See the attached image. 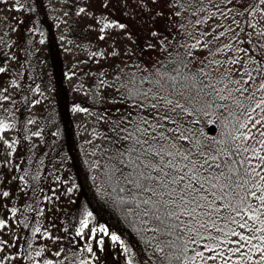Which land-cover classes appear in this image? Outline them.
<instances>
[{"label":"trees","instance_id":"obj_1","mask_svg":"<svg viewBox=\"0 0 264 264\" xmlns=\"http://www.w3.org/2000/svg\"><path fill=\"white\" fill-rule=\"evenodd\" d=\"M66 1L63 25L76 48L74 59L61 44L57 26L43 0H0V68L3 69L0 80L4 78L7 83L8 102L5 111L8 115L0 116V123L12 128L15 151L12 183L0 175V200L9 201L0 210L3 213L0 221L4 222L0 227V264H45V261L82 264L78 239L81 241L87 231L93 239L91 245L95 240L99 242V249L93 251L102 255L101 264H211L209 255L220 257L224 253L235 261L242 260V264H264V239H261L264 204L258 199L248 196L245 201L257 209L255 213L249 212L256 216L255 220L243 218L247 228L227 225L238 233L255 237L251 243L242 241L239 251H234L238 244L220 243L239 237H225L215 229L207 232L198 229L204 239L197 238L195 232L169 234L163 228L157 232L154 229L158 221L143 215V205L137 207L144 197L114 172L119 166L113 158L119 145L114 146L111 139L116 135L112 130L115 118L131 110L128 104L120 102L123 91H117L120 85L132 74H136L139 82V77L149 76V69L156 71L163 66L171 70L178 58L187 59L188 49L181 45L195 44L196 39L201 44L191 50L193 56L212 59L209 49L215 51L230 45L214 59L225 61L231 56L244 61V69L257 77L258 84L256 69L264 67V47L257 41L254 29L264 5L259 0H232L231 3L229 0H137L135 4L131 1L132 16L120 8L112 16L117 20L126 16L128 20L124 24L128 25L129 17L136 19L133 26H140L139 31L129 25L124 41L114 49L116 54L103 56L97 45V32H101L105 20L108 22L104 9L112 12L111 6H104L106 0H98L104 12H92L90 17L88 0ZM138 9L143 10L141 15ZM197 20L201 23L197 24ZM221 32L224 35H219ZM206 42L208 48L203 47ZM198 66L199 61L190 65L193 69ZM75 69L81 73L80 88L79 83H68ZM261 98L264 90L256 92L255 101H245V105L254 108ZM116 109L121 112L117 113ZM75 111L88 114L93 120L91 132L99 144L91 156L85 148V130L73 119ZM260 114V109L253 112L254 120ZM217 115L210 111L208 115H185L183 119L194 139L212 144L213 140L222 139ZM233 143L249 149L235 157H224L229 164L234 158L237 163L231 167L248 181L241 195L250 191L260 195L264 182L252 172L258 165L257 155L246 142ZM64 167L68 170L63 180L65 189L59 192L55 186L54 191ZM20 182L23 198L16 203L10 197L17 193ZM121 187L125 189L123 192ZM4 192L8 195H2ZM221 214H230L241 221L235 212L222 209ZM181 219L189 220L183 216ZM9 224L15 229L9 231ZM217 224L225 227L223 221L218 220ZM209 232L219 240H209ZM181 235L183 239L178 238ZM109 236L118 238L119 252ZM190 236L197 242L192 243ZM206 244L213 247L219 244V247L210 253L205 251ZM197 251L203 257H195Z\"/></svg>","mask_w":264,"mask_h":264},{"label":"snow or ice","instance_id":"obj_2","mask_svg":"<svg viewBox=\"0 0 264 264\" xmlns=\"http://www.w3.org/2000/svg\"><path fill=\"white\" fill-rule=\"evenodd\" d=\"M259 3L264 5V0H259ZM196 23L201 21L197 20ZM200 44L201 41L196 39L195 44L181 45L188 49L187 59L178 58L171 70L163 66L156 71L149 69V76L139 77V82L136 74H132L117 89L123 90L120 102L128 104L131 110L127 115H119L113 121L112 130L116 135L111 139L114 146L119 145L113 157L119 166L114 172H118L126 185H131L144 197L137 207L143 205V215L158 221L155 231L160 232L163 228L169 234L195 232L197 238L204 239L198 229L206 232L215 229L225 237H239L238 240L220 241L224 244H238L239 247L234 251H239L243 247L242 241L251 243L255 237L245 236L234 228H227V225L231 223L241 229L247 228L243 218L255 220L256 216L249 215V212L255 213L257 209L245 204V201L250 196L264 204V188L260 189V195L256 191H250L242 196L241 191L245 190L244 185L248 181L237 174V169L231 167L237 161L233 158L229 164L224 157H235L249 150L233 143L250 138L241 129H248L249 132L256 129L264 137V131L260 130L264 128V115L255 120L252 116L257 109L264 112V98L255 102L254 108L245 105V101H255L256 92L264 90V67L256 69L259 77L257 84V77L244 69V61L231 56L225 61L214 59L218 53L230 48V45H224L215 51L209 49L208 54L212 59H200L193 56L191 51ZM203 47L208 48V42ZM197 61L198 67H190ZM237 64L240 67H232ZM0 71L3 69L0 68ZM144 85L148 87L145 88ZM210 111L218 114L222 139L213 140L212 144H204L189 134L183 117L208 115ZM116 112L120 113L121 110L116 109ZM4 127L6 125L0 123V129ZM259 143L264 145V140ZM257 159L260 164L252 172L264 181V175L260 174V171H264V156H257ZM242 165L243 162L241 167ZM248 174L245 170V175ZM124 190L121 187L120 191ZM3 195L7 196L8 193L4 192ZM222 209L227 213L235 212L237 216H241V221H237L230 214L222 215ZM182 216L189 220H182ZM218 220L223 221L225 227H220ZM3 226L4 222L0 221V227ZM112 238L116 239L115 236ZM178 238L183 239V236ZM189 238L192 243L197 242L195 238ZM208 239L217 241L219 237L212 236L209 232ZM216 247L219 244L215 247L204 245L205 251L210 253ZM186 250L185 247L184 251ZM36 255L40 253L37 252ZM195 257H203V253L197 251ZM176 258L179 260L180 256ZM207 259L215 260L217 256L209 255ZM45 264H51V261H45Z\"/></svg>","mask_w":264,"mask_h":264},{"label":"rangeland","instance_id":"obj_3","mask_svg":"<svg viewBox=\"0 0 264 264\" xmlns=\"http://www.w3.org/2000/svg\"><path fill=\"white\" fill-rule=\"evenodd\" d=\"M131 1L134 4L137 2V0H116V1L106 0L104 6L105 5L111 6L112 12H109L108 10L104 9L109 20L108 22L107 20H105V25L102 27L101 32L100 30L97 32L99 36L97 45L100 48L101 52L103 53V56L104 55L106 56L108 54H112V55L116 54L114 49L117 50V48H119L121 44V41H124L123 38H125L126 29L129 27V25L132 28H134L136 32L139 31L140 26H133L137 22L136 19L129 17V25H128V24H124V22L128 20L126 16L120 17V19H118L120 21H118L117 19H114V17L112 16V13H117L119 11V8L122 9V11H127L129 15L132 16ZM88 2H89L88 11L90 12V17H91L92 12L96 14H98V11L104 12L102 10L104 6L101 4V1L88 0ZM43 3L46 9L48 10L49 14L51 15V17L54 19V22L57 26L58 38L61 44L65 48L69 49V52L72 53L71 56H73V59H74L77 56V53H75L76 48L69 41L68 39L69 37L67 33L64 31V25H63L66 19V9L65 8H66L67 1L66 0H43ZM137 11H138V15H141L143 12V10L141 9H138ZM105 18L107 19L106 15H105ZM121 25H123V27H121ZM254 30H255L257 41L260 43V45L264 47V8L262 9L260 17L258 19V23L255 26ZM100 34H101V37H100ZM75 64L78 67H80L79 64L77 63ZM80 76H81V73L75 69V75L68 79V83L74 82L75 85L79 83L78 84V87H79L80 86ZM5 85H7V83L4 81V78H2L0 80V97L3 96V99H1L0 101V116L3 118H6V116L8 115V113L5 112L8 106V102L6 101ZM261 115H264V112H261V114L258 116L257 119H259ZM34 118H35V115H34ZM73 119L76 120V122L80 126H82L85 130V135H84V141H85V146H86L85 148L88 154L91 156V154H94V152L97 150V147L99 144L98 140L91 132L90 125L92 124L93 120L90 116H88V114L81 113L79 111L73 112ZM249 128H251V124ZM260 130L264 131V128H260ZM243 134L248 135L250 138L247 141L242 140V142H246L247 144H249V146H251L252 149H255L254 153L257 156H264V145L259 143L260 140H264V137H261L259 135V132L256 129H252L251 132H249L248 129H246L244 130ZM12 143H13V131L11 127L6 125V127H4L3 129H0V175H3L6 179V182H9V183H12L13 181L11 177L13 175L12 167L15 161V158H14L15 151L13 149ZM258 164H260L259 160H258ZM66 173H68V170L66 167H64L62 169V172L60 173V177H58V181L55 182V185L53 187L54 191H55V186H56V190L59 189V192L64 191L65 183L63 182V180L66 177ZM260 174L264 175V171H260ZM1 179L3 178L1 177ZM22 191H23V186H22V183L20 182V184L17 185V193L13 194L10 197V199L11 200L16 199L15 202L19 203V201H21L23 198ZM0 197L2 196L0 195ZM4 199L0 200V210L3 206V203L9 202ZM0 216L3 217V213L1 211H0ZM8 227H9L8 228L9 231H11L14 228V226L11 224H9ZM112 237L113 236H109L107 238L112 244H114L117 247L118 252H119L120 244H119L118 238L116 237V239L113 240ZM92 240L93 239L89 231H87L84 234V236L81 238V241L78 239V242L80 243L82 254H83L82 255L83 256L82 258L84 260L83 262L85 264H101L102 255L99 254V252L95 254L93 251V250L99 249L98 247L99 242L98 240H95V243L91 245L90 242ZM89 249H91V251H89ZM243 261H245L244 258H243ZM209 262L211 264H242V260L235 261L234 258H230L225 253L220 254V257L217 256V259L215 260H209ZM243 264H245V262ZM250 264H253V263H250Z\"/></svg>","mask_w":264,"mask_h":264}]
</instances>
